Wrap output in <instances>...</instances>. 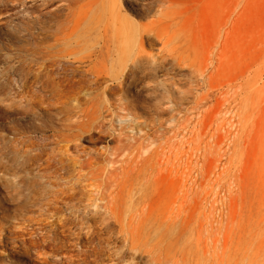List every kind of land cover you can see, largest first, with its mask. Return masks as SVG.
<instances>
[{"label":"rangeland","instance_id":"374dc122","mask_svg":"<svg viewBox=\"0 0 264 264\" xmlns=\"http://www.w3.org/2000/svg\"><path fill=\"white\" fill-rule=\"evenodd\" d=\"M72 1L0 0V264H264V0H173L190 11L202 61L211 59L205 75L168 84L160 76L122 94L85 88L27 108L13 94V69L37 46L19 41L16 28ZM65 48L78 61V47ZM92 97L101 124L78 138V110ZM107 149L117 161L108 173L96 159ZM89 157L94 165L78 174ZM115 195L125 215L142 201L137 250L101 207ZM175 200L190 229L151 257V221L178 214Z\"/></svg>","mask_w":264,"mask_h":264},{"label":"bare ground","instance_id":"6f19581e","mask_svg":"<svg viewBox=\"0 0 264 264\" xmlns=\"http://www.w3.org/2000/svg\"><path fill=\"white\" fill-rule=\"evenodd\" d=\"M74 3H78L77 10L71 7ZM23 7L27 11L25 5ZM31 14L37 17L36 20L28 27L16 28V38L19 41L28 40L37 48L27 57L20 58L13 69V94L18 89L17 94L27 108L32 103L72 97L77 92L80 97L85 88L94 91L102 85L104 92L114 90L122 94L126 88L130 89L141 81L154 82L160 76L167 84L175 83L180 77L195 73L205 75L209 68L208 61H211L210 58L202 61L203 51L194 35L189 9L180 11L173 0H74L64 5L45 7ZM71 22L74 23L72 29ZM47 38L51 39V44ZM73 40L75 43L69 42ZM73 45L78 47V61L72 59L74 53L65 48ZM94 101L92 97L89 103L92 107L78 110V138L81 134L90 133L95 124H101L102 112L94 106ZM83 117L86 119L81 120ZM65 141L72 143L75 139L69 135L65 137ZM99 152L96 159H104L108 163V167L103 168L102 172H113V165L117 163L115 154L108 149L104 153ZM187 161H184L186 168L190 169L191 163ZM94 163L92 158H85L81 164L78 163V174H81L85 166L92 167ZM137 169V177L141 178L142 168ZM189 174H186L187 184L183 183L186 189L192 181V175ZM183 191L187 194L185 189ZM115 199L116 195L113 201L105 204V200L96 201L104 204L101 207L109 217V222L118 227V233L123 235V243L128 250H137L136 242L141 233L136 228L141 225L143 229L146 224L139 213L142 201L136 205H128L133 212L125 215L130 209L123 211L121 207L125 201L117 203L114 202ZM93 205L100 207L97 203ZM174 205H178V214L170 211L151 221L152 225L148 229L149 238L154 239L151 257L155 251L161 254L167 251L174 240L184 236L190 229V220L187 217L181 218L179 214L181 209H185L182 208L184 204L180 205L175 200L172 203ZM86 230V235L89 236L90 227L87 226ZM198 235L196 239L201 241L202 236ZM90 240L91 237L87 238L86 244Z\"/></svg>","mask_w":264,"mask_h":264}]
</instances>
